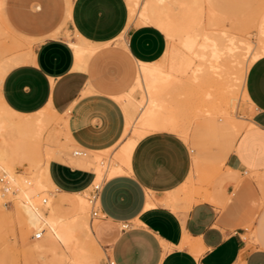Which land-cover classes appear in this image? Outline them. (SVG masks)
Wrapping results in <instances>:
<instances>
[{"label":"crops","instance_id":"crops-1","mask_svg":"<svg viewBox=\"0 0 264 264\" xmlns=\"http://www.w3.org/2000/svg\"><path fill=\"white\" fill-rule=\"evenodd\" d=\"M130 1L66 0L65 22L76 36L96 46V51L77 67L72 41L58 38L61 29L56 28L34 48L32 61L12 68L1 83L0 93L10 110L34 115L52 108L67 121L72 143L95 154L93 159L90 155L68 157L64 153L71 143L55 154L49 177L59 192L74 195L92 188L98 176L96 153L108 151L132 135L125 134L127 112L117 98L134 87L141 63H155L166 53L168 42L160 27L129 24ZM206 1L217 12L213 1ZM3 3L1 0L0 10ZM118 40L127 60L137 68L132 87L110 95L104 92L102 78L109 54L92 57ZM246 89L254 126L237 135L227 123L230 134L225 136L233 150L223 171L258 176L264 174V56L249 69ZM213 121H208L210 128L220 132ZM200 163L222 164L220 160ZM194 167L197 170L196 161ZM126 170L105 179L101 192L104 218L94 224V236L113 264H264V213L254 234L262 247H250L240 222L228 220L216 204L203 199L206 190L196 192L190 186L193 157L180 135L158 130L141 136ZM250 188L244 184L238 192ZM235 191L234 183L226 186L228 196ZM149 202L154 207L147 208Z\"/></svg>","mask_w":264,"mask_h":264},{"label":"bare ground","instance_id":"bare-ground-1","mask_svg":"<svg viewBox=\"0 0 264 264\" xmlns=\"http://www.w3.org/2000/svg\"><path fill=\"white\" fill-rule=\"evenodd\" d=\"M142 2L143 0L129 2V24L139 21L140 24H153L166 30L171 43L170 50L166 52L165 64H160L161 59L155 63H141L134 87L126 95L117 98L124 110L126 109L128 128L137 124L143 130L137 128V137H128L125 142L119 144L114 162H111L110 158L104 165L106 157L104 160L102 155L101 161V152L96 153L98 176L93 187L101 186L106 178L127 173L132 151L141 136L152 131L167 130L186 140V123L190 121V111L193 108L196 109V115H203L208 121L215 120L214 117L221 114L237 135H240L249 123L240 121L241 118H237L235 114L240 102V93L243 99L250 103L246 89L247 75L252 64L264 56V17L260 22L258 19L254 22V18H261V13L263 14L261 3L254 6H258L256 12L255 8H252L255 14L250 10L243 14L247 18L243 15L245 18H230L231 27L227 29L223 24L224 27L219 29V13L206 1L207 21H210L205 24L201 18L194 32L181 37V46L178 47L176 33L167 21L155 12L149 3ZM250 26H254L258 31L256 43L250 40ZM4 32L0 26V35ZM7 33L6 30L5 36ZM77 38L78 42H71L70 45L75 51L76 66L81 67L97 47L79 35ZM23 45H26L24 41L15 38L10 49L19 52L12 54L10 58L0 59V86L12 68L32 61L33 49L21 52ZM138 91L142 93L140 100L135 96ZM56 119L63 121V129L57 128L58 124L54 123ZM201 123V127H198L204 130ZM249 124L254 126L251 121ZM73 141L64 116L52 108L48 107L34 115L17 114L5 105L0 93V178L13 189L9 194L14 196L18 217L29 224L32 236L42 233L41 237L34 239L37 248L43 244L49 246L53 253L56 252L53 250H59L60 247L68 250L64 260L58 258L61 264L66 261H70V264H98L104 250L94 236L95 225L89 219L90 206L85 196L87 192L74 194L76 198L72 200L73 203L70 202V209H66L65 203L68 202L55 196L54 191L57 190L49 177V165L55 154ZM106 154L108 155V152ZM43 155L46 156L45 159H42ZM23 159H27L30 164L28 175L16 172L18 161ZM200 162L196 160L197 170L204 175V182L210 184V189H205L208 193L205 191L207 194L205 193L203 199L224 206L230 199L226 186L231 183L238 185L241 181L240 172L234 173L231 169L223 171L222 164L202 165ZM257 177L259 185L264 186V174ZM190 186L192 187L193 183ZM2 188L3 184L0 183V221L1 218L9 216L4 200L9 194H4ZM193 189L196 191L200 188L193 186ZM198 194L200 198V191ZM150 207H154L152 202L147 204V208ZM66 210L71 215L65 216ZM0 264H19V261L15 256L6 254L0 258Z\"/></svg>","mask_w":264,"mask_h":264},{"label":"rangeland","instance_id":"rangeland-1","mask_svg":"<svg viewBox=\"0 0 264 264\" xmlns=\"http://www.w3.org/2000/svg\"><path fill=\"white\" fill-rule=\"evenodd\" d=\"M212 1L220 16L219 29H221V27H224L223 24H225V27L227 29L230 28V18L235 19L238 16L246 17V15L243 14H247L250 10L254 13V10H252V8L255 5L259 6V3H261V7L263 6L262 9L264 8V2L262 3V0ZM257 1H259V3ZM144 2L149 3L153 7L155 12L159 13L167 21L170 28L176 33L175 40L178 47L181 46L179 42L181 37H183L185 34L194 32V30L198 27V23L201 18L204 19L205 24H208L207 22L210 21L209 19V21H207V9L205 8L207 6V3L205 0H143L142 3ZM258 6H256L257 8L254 7L255 12L257 11ZM65 7L66 0H4V3L0 10V26L3 30H5V32L7 30L8 33L6 36L5 32L4 34L0 35V48L2 50L0 59H5L7 57L10 58L14 54L19 52L10 49L11 42L15 38H18L25 42L26 45H23V47H21L20 49H23L21 50V52H26L31 49L34 50L37 45L50 38L49 34L56 28L61 29V34L58 38H64L70 42H78V38L76 34L71 30L69 23L65 22ZM250 17H252V15ZM260 17L261 18H254V22L256 21V19H258L259 22L261 21V19L264 17V10L263 14L261 13ZM139 24L140 22L137 21L133 23L132 26L138 27L140 26ZM253 27L249 28L252 30L249 31L248 29V32L250 40L256 43L258 42V31H256L257 29L255 30V28ZM162 30L166 34L165 36L168 42L166 52H169L171 43L168 39V32L164 29ZM11 34L14 35L15 38ZM122 39H124V37H122ZM114 51L118 52H115L117 53V55L113 54ZM123 51L124 49L121 45V41L118 40L114 43H110L101 47V50L92 57L96 58L99 55L109 54L108 58L105 59V62L103 64L106 69L104 72L106 73H102V78L104 79V92L110 95L127 92L134 83L133 72L137 68V65L135 62H129L123 54ZM165 56L166 53L161 59V65L165 64L167 61ZM141 94L142 93L140 91L135 94L138 100L142 98ZM217 96L219 97L220 95L218 94ZM218 97L217 99L221 101L222 99H219ZM239 101L240 102H238V110L236 111L235 115L237 118H241L240 121L243 120V122L247 121L250 123V119L253 115L250 103L243 99L241 93L239 94ZM195 110L196 109L193 108L190 111V121L186 123L188 127V135L187 139L184 140L190 147L193 157V186L205 190L210 187V184L204 182L201 174L202 172L195 169V161L197 159L201 162H213L220 160L222 162V168L224 169L225 160L228 154L232 152L233 148L229 147V136H225L230 134V127L226 123V120L223 118V116L219 114L220 117L219 115H216L214 117L215 120L213 122H215L221 129L220 132H217L210 128L206 117H203V115H196ZM137 115L138 113H136V116ZM200 122H202L201 124H203L202 127H204V130L200 129ZM54 123L58 124L59 127L57 128H64V123L62 120L56 119ZM249 123L245 130L251 128V125ZM129 128V132L127 131V133L129 135L132 132V135L130 137H137V128L143 130L142 127L137 124ZM222 135L225 137L222 138ZM119 146L120 145L106 151L108 152V155L106 154V152H101L99 160L101 159L102 161L101 157H103L102 155H104V160L106 157V160H103L105 162L104 165H106L110 161V158L111 162H114V157L119 149ZM80 149L83 148L79 147L76 143H71L64 155L68 157L74 156V152ZM55 151H57V149ZM89 155L91 159L95 157V154L93 155V153L89 152ZM45 157L46 156L43 155L42 159H45ZM29 165L30 164L28 163L27 159L18 161L16 172L19 174L28 175ZM88 170L90 172L94 171L93 169ZM240 175L242 182L240 185L235 184L236 191L229 196L230 201L225 204V206H216L222 212V214L227 217L228 220H236L240 222L239 224H241L246 231L244 238L250 247H262V244L258 240H256L254 234L258 228L259 219L262 213H264V186L259 185L257 181L258 177L254 173H244ZM244 184L250 185L251 191L241 194L238 192V190ZM86 192L87 194L85 193V196L89 203V197L92 192V188H90ZM54 194L56 197L63 198L65 199V202H68L65 203L66 209L69 208L70 205H72V200L76 198V196H73V194L59 192L58 188L57 191H54ZM240 194L242 196H239ZM66 199H68V201H66ZM4 200L5 207L9 213V216L3 219L1 218L0 221V258L7 254V256L12 255V257L15 256V258H18L19 264H51L52 262L53 264H61L58 258L60 257L64 260L65 255L68 253V250L64 247H60L59 250H53L56 251L53 253L52 249L49 246L43 244L37 248V245L34 241L35 236H32L30 233L29 224L26 221L20 219L16 213L14 196L12 194H9ZM89 206L90 208L88 215L90 222H93L97 226L101 219H91L92 208L90 203ZM64 215L69 216L71 215V213H68V211L66 210V213ZM70 263V261H66L64 263L62 262V264ZM107 263L108 255L105 251H103L98 264Z\"/></svg>","mask_w":264,"mask_h":264},{"label":"built area","instance_id":"built-area-1","mask_svg":"<svg viewBox=\"0 0 264 264\" xmlns=\"http://www.w3.org/2000/svg\"><path fill=\"white\" fill-rule=\"evenodd\" d=\"M74 156L86 158V157H89V151L86 149L76 150L74 152ZM104 182L102 183L101 186L93 187L94 182L92 184V192H91L90 197H89V203H90L91 208H92V212H91V219L92 220L104 218V215H103L102 209H101V192H102ZM0 183L3 184L2 192L4 194H9V193L13 192V189L11 188V186L4 179L0 178ZM41 236H42V233H38L35 237L39 238ZM107 264H113V262L111 261V259H109V257H108V263Z\"/></svg>","mask_w":264,"mask_h":264}]
</instances>
